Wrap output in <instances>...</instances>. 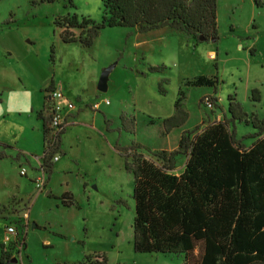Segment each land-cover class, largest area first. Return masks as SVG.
I'll return each mask as SVG.
<instances>
[{"label":"rangeland","instance_id":"374dc122","mask_svg":"<svg viewBox=\"0 0 264 264\" xmlns=\"http://www.w3.org/2000/svg\"><path fill=\"white\" fill-rule=\"evenodd\" d=\"M217 3L218 40L198 43L164 29L140 34L137 28H107L85 48L63 43L55 20L70 14L100 23L102 0H0V144L17 143L41 155L38 111L50 126V116H58L66 131V154L56 155L62 162L49 183L43 158L28 156L29 166L22 154L0 147V154L11 155L0 160L5 264H72L96 256L106 264H184L178 255L135 253L134 177L126 155L136 145L155 161V153L177 150L184 132L230 118L229 98L242 112L263 117L264 7L254 0ZM109 67L108 91L102 93L98 82ZM198 76L219 82L213 88L187 86ZM209 97L217 106L206 102ZM178 101L185 121L168 125L166 135L164 121L177 115ZM121 116L132 132L124 130ZM105 118L112 120L110 131ZM235 126L238 138L256 132L244 123ZM253 141L243 143L250 147ZM186 161L183 155L175 158V174ZM47 190L58 197L47 196ZM67 191L75 199L72 207L61 204ZM8 225L17 234L8 236Z\"/></svg>","mask_w":264,"mask_h":264},{"label":"trees","instance_id":"16d2710c","mask_svg":"<svg viewBox=\"0 0 264 264\" xmlns=\"http://www.w3.org/2000/svg\"><path fill=\"white\" fill-rule=\"evenodd\" d=\"M262 0H254L263 8ZM100 23L81 21L76 15L58 17L55 25L65 44L79 43L91 48L100 32L107 28H137L140 34L155 30L177 32L201 42L218 40L217 0H102ZM75 30H80L77 35ZM217 77L198 76L190 87H216ZM254 94V93H253ZM217 106V99L209 97ZM230 118L184 132L178 149L154 154L148 159L133 146L126 165L134 177L133 247L135 253L178 255L184 264H264V114L248 115L235 99ZM204 102V101H203ZM177 115L164 121L168 135L174 121L185 116L176 104ZM38 118L42 119L41 114ZM123 128L128 121L121 116ZM250 125L256 132L238 138L235 123ZM108 131L111 122L105 121ZM48 122L43 120L45 141L43 164L52 175L54 156L61 152L60 132L56 141H48ZM172 128V127H171ZM254 139L250 147L243 141ZM1 146V145H0ZM9 147V146H7ZM150 152V151H149ZM187 158L183 172L174 173L175 158ZM4 159V154H0ZM64 207L75 205L70 192L60 198ZM23 241V246H25ZM4 254L0 264H5ZM69 264V263H63ZM72 264H106L102 257L86 258Z\"/></svg>","mask_w":264,"mask_h":264},{"label":"crops","instance_id":"0c3cea01","mask_svg":"<svg viewBox=\"0 0 264 264\" xmlns=\"http://www.w3.org/2000/svg\"><path fill=\"white\" fill-rule=\"evenodd\" d=\"M53 83H55L56 84V82H55V80L53 79V81H52ZM51 82V83H52ZM58 87V86H57ZM60 88V87H59ZM39 112V111H38ZM37 112V117H36V119H37V121H39V128H38V130L40 131V133H41V138H42V142H41V155H39V153H34V152H32V151H27V149H25V150H21L20 149V147H18V144L17 143H14V144H8V143H1L0 145V147H5L8 151H10V150H12V152H18L19 154H22V156L23 157H25V161L27 160L28 161V156H31V157H35V158H39V159H41V158H43V154H44V138H45V134H44V128H43V120L42 119H39L38 118V113ZM97 112V111H96ZM67 115H69V114H67ZM71 119V118H70ZM107 120V118H105V121ZM111 123H112V120H109ZM72 123H71V121H70V125H71ZM67 130V129H66ZM66 134V131H65V133L62 135V139H61V154L63 153V154H66V152H65V150H64V142H63V136ZM7 146H9V147H7ZM4 149V148H3ZM1 151V150H0ZM2 154H4V156H5V158L4 159H6L7 158V156L8 157H10L9 155H7V153L6 152H1ZM21 156V158H23ZM62 157V156H61ZM61 157H60V159H59V161H57V162H53V160H52V162H53V164H54V167H53V172H54V170L57 168V166L59 165V164H61V162H62V160H61ZM4 159H1L0 158V160H4ZM17 162V166L19 167L18 169L19 170H21L22 168H24L25 166H24V164H22V162L21 161H16ZM27 163V165H29L30 166V163L31 162H26ZM53 172H52V174H53ZM19 174H20V171H19ZM36 175H39L38 173H36ZM21 176V175H20ZM22 178V177H21ZM26 178V177H25ZM28 178V180H29V182L33 185V183L31 182V178L32 179H34L35 178V176H28L27 177ZM50 180H51V175H48V183L50 182ZM87 186V183H85V187ZM47 189H48V184H47ZM68 192V191H67ZM71 193V192H70ZM50 194V195H49ZM72 194V193H71ZM17 195L18 196H20L21 197V199L23 198L22 197V195H21V193L18 191L17 192ZM46 195L48 196H50V197H52V196H54V197H58L57 195H54L53 194V192L52 191H49V190H47V192H46ZM74 197V196H73Z\"/></svg>","mask_w":264,"mask_h":264},{"label":"built area","instance_id":"2783aa9c","mask_svg":"<svg viewBox=\"0 0 264 264\" xmlns=\"http://www.w3.org/2000/svg\"><path fill=\"white\" fill-rule=\"evenodd\" d=\"M53 95L58 96L57 93H54ZM59 96H60V98H62L61 95H59ZM206 99H207L206 100V102H207L209 100V98H206ZM107 103H109V102L107 101ZM207 105L211 108L212 104L209 102V103H207ZM49 124H51V126L49 125V128H48L49 130H48V138L47 139H48V141H56V139H58L60 132H62L64 129L63 122L60 121V118L58 116H56V117L50 116ZM59 159H60V156H54L53 162H57V161H59ZM21 174L26 175V170L22 169ZM35 184L39 190H41L43 188L42 183L39 182V183H35ZM6 231H7L8 236H13V235L17 234V229L14 225H8L6 227Z\"/></svg>","mask_w":264,"mask_h":264},{"label":"water","instance_id":"95a60500","mask_svg":"<svg viewBox=\"0 0 264 264\" xmlns=\"http://www.w3.org/2000/svg\"><path fill=\"white\" fill-rule=\"evenodd\" d=\"M200 40L205 41L202 37L200 38ZM212 41H215V40L213 39ZM112 70H113V67L106 68L101 74V77L98 82V90L102 93L108 91V81H109V76ZM12 262H17V261L14 260Z\"/></svg>","mask_w":264,"mask_h":264}]
</instances>
